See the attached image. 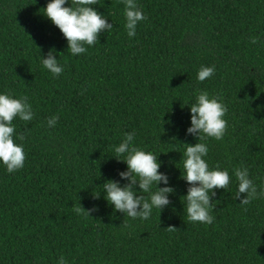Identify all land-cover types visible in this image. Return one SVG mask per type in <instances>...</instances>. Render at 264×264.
<instances>
[{"label":"trees","instance_id":"obj_1","mask_svg":"<svg viewBox=\"0 0 264 264\" xmlns=\"http://www.w3.org/2000/svg\"><path fill=\"white\" fill-rule=\"evenodd\" d=\"M48 2L0 0V92L27 97L34 112L13 121L25 166H0V264H264V199L240 205L232 175L243 166L258 191L264 184V0H136L146 19L133 38L122 0H96L113 30L75 57L43 16ZM50 50L59 78L41 65ZM202 65L215 73L199 82ZM201 90L227 109L223 139L201 141L209 167L230 175L212 197L211 225L188 221L178 169L184 144L198 142L186 129ZM126 133L158 156L175 189L146 221L103 198L105 181L126 170L113 158Z\"/></svg>","mask_w":264,"mask_h":264},{"label":"clouds","instance_id":"obj_2","mask_svg":"<svg viewBox=\"0 0 264 264\" xmlns=\"http://www.w3.org/2000/svg\"><path fill=\"white\" fill-rule=\"evenodd\" d=\"M122 2L124 28L127 36L133 38L136 36L138 25L146 17L136 0ZM95 4L96 0H49L43 9V16L59 29L67 41V52L74 57L85 54L88 47L94 46L101 32L109 33L113 30L108 18L93 7ZM250 42L256 44L257 38H251ZM57 56L55 50H50L46 57H41L42 68L53 78H59L64 71ZM214 73V65H202L196 79L204 82ZM189 111L190 127L186 129V134L195 137L198 142L194 145L184 144L186 147L179 162H182V170L177 164L174 166L180 170L181 179L187 184L186 194L181 200L185 202L184 213L188 221L211 225L215 220L211 215L214 208L212 197L216 195V189H228L230 175L227 169L221 170L219 166L209 167L206 160L208 146L201 141L207 138L217 141L223 139L227 125L223 117L227 109L218 97H210L207 91L201 90L195 94V102L189 106ZM33 118L34 112L27 97L15 98L7 91L0 92V166L9 174L22 169L26 160L23 145L16 143V140H23V136L16 135L13 121L18 119L30 122ZM57 120L56 116L48 118L47 127L55 128ZM134 136V133H126L121 142L113 148V158L127 167L118 173L119 180L105 181L102 186L103 198L113 212L146 221L154 209L162 213L170 206V197L175 194V189L170 185L167 173L160 171L163 165L158 156L151 151L135 147ZM232 175L237 183L235 198L240 200V205L247 206L253 200L264 199V184L260 185L258 191L246 167L233 168ZM121 181L124 183L121 184ZM85 212L89 214V211ZM57 264H66L65 258L59 257Z\"/></svg>","mask_w":264,"mask_h":264}]
</instances>
